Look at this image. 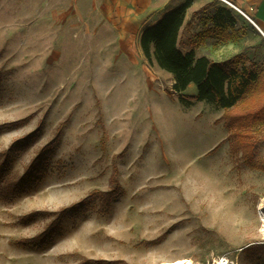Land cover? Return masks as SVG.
Here are the masks:
<instances>
[{"label": "rangeland", "instance_id": "1", "mask_svg": "<svg viewBox=\"0 0 264 264\" xmlns=\"http://www.w3.org/2000/svg\"><path fill=\"white\" fill-rule=\"evenodd\" d=\"M185 1L0 0V264H264V172L230 151L223 111L182 105L140 48ZM221 6L237 19L228 43L204 38ZM190 8L182 52L244 51L264 69L242 14Z\"/></svg>", "mask_w": 264, "mask_h": 264}, {"label": "trees", "instance_id": "2", "mask_svg": "<svg viewBox=\"0 0 264 264\" xmlns=\"http://www.w3.org/2000/svg\"><path fill=\"white\" fill-rule=\"evenodd\" d=\"M192 4L193 0H186L145 28L140 36L142 54L147 63L155 62L172 76L173 92L182 105L189 107L197 101L221 109L219 121L228 131L230 151L240 152L249 169L264 172V160L257 158L258 146L264 141V69L247 67L244 51L222 62L197 57L194 50L182 52L178 38ZM208 21L211 28L207 39L217 43L233 41L237 19L229 8H218ZM192 86L195 95L185 97Z\"/></svg>", "mask_w": 264, "mask_h": 264}, {"label": "crops", "instance_id": "3", "mask_svg": "<svg viewBox=\"0 0 264 264\" xmlns=\"http://www.w3.org/2000/svg\"><path fill=\"white\" fill-rule=\"evenodd\" d=\"M225 1L228 2L229 4H231L232 6H234L238 11H240L249 22L250 21L252 22L253 26H255L257 28V31L261 35H264V0H225ZM221 7H224V6H221ZM193 11L194 10H191V8L188 9L184 23H183V26L180 30V33L186 25H189L191 27H195L197 24H199L200 21L198 19L190 17V16H192L191 14L193 13ZM213 14H211L210 17ZM205 18H207V17H205ZM203 22L207 25L206 19H204ZM208 23H209V21H208ZM205 35L206 34H204V38L207 37ZM179 36H180V34H179ZM191 50L192 49L190 48V49L186 50L185 52H189ZM201 56H207L209 58L208 55H201ZM201 56H198V57H201ZM216 62H222V61H216Z\"/></svg>", "mask_w": 264, "mask_h": 264}, {"label": "bare ground", "instance_id": "4", "mask_svg": "<svg viewBox=\"0 0 264 264\" xmlns=\"http://www.w3.org/2000/svg\"><path fill=\"white\" fill-rule=\"evenodd\" d=\"M259 210H260L259 211L260 220L263 223L262 232L264 233V201L260 205ZM163 264H190V263L179 259L170 263H163ZM214 264H229V262L227 260H222V261L219 260V261H215Z\"/></svg>", "mask_w": 264, "mask_h": 264}, {"label": "built area", "instance_id": "5", "mask_svg": "<svg viewBox=\"0 0 264 264\" xmlns=\"http://www.w3.org/2000/svg\"><path fill=\"white\" fill-rule=\"evenodd\" d=\"M225 3H227L229 6H231L232 8H234V9H236L234 6H232L231 4H229L228 2H226L225 0H223ZM236 11H238L237 9H236ZM238 12H240V11H238ZM241 13V12H240Z\"/></svg>", "mask_w": 264, "mask_h": 264}, {"label": "water", "instance_id": "6", "mask_svg": "<svg viewBox=\"0 0 264 264\" xmlns=\"http://www.w3.org/2000/svg\"><path fill=\"white\" fill-rule=\"evenodd\" d=\"M240 13V12H239ZM242 14V13H241ZM243 15V14H242ZM244 16V15H243ZM245 17V16H244ZM251 22V21H250ZM251 24H252V22H251ZM253 25V24H252ZM255 27V26H254ZM256 28V27H255ZM257 29V28H256ZM263 36V38H264V35H262Z\"/></svg>", "mask_w": 264, "mask_h": 264}]
</instances>
